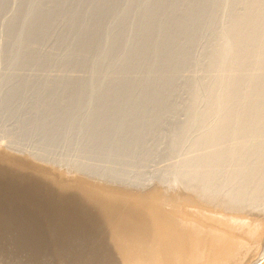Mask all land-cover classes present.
<instances>
[{
  "label": "bare ground",
  "instance_id": "1",
  "mask_svg": "<svg viewBox=\"0 0 264 264\" xmlns=\"http://www.w3.org/2000/svg\"><path fill=\"white\" fill-rule=\"evenodd\" d=\"M0 38L5 192L85 264H264V0H0Z\"/></svg>",
  "mask_w": 264,
  "mask_h": 264
},
{
  "label": "rangeland",
  "instance_id": "2",
  "mask_svg": "<svg viewBox=\"0 0 264 264\" xmlns=\"http://www.w3.org/2000/svg\"><path fill=\"white\" fill-rule=\"evenodd\" d=\"M1 49L4 50V46ZM4 54L6 56L9 53L0 51V73L7 74L9 65L6 64ZM32 65L33 63L28 61L22 69H16L15 73L20 74L19 77H22V75L27 74V71L31 72L29 67ZM42 67H37L35 70L42 73L46 69ZM53 71H58V69ZM24 80H27V78H24ZM44 80V78H35L31 81L41 82ZM36 86L38 87V85ZM122 96L135 97L136 93L127 92ZM10 101L12 112L14 107H19L23 103L26 106L28 104V108L34 103L23 102L18 94H14L5 100L6 103ZM135 113H132L135 117L140 115L138 112ZM25 116L23 112L17 117L5 116L0 120L8 125L6 129L11 130L13 127L15 128L16 121L19 118L23 120ZM164 121H167V119H164ZM4 133L6 132L0 129L1 138ZM0 149L4 150L5 148L0 147ZM53 169L58 170L57 174L63 175V178H70L65 175L64 169ZM149 170L154 171L153 168ZM7 187V181L0 178V264H85L86 260L94 257V241L82 233H75L56 225L51 213H46L48 211L47 207H40V202L43 200L39 196H13L5 192ZM139 193L143 194L144 191H139Z\"/></svg>",
  "mask_w": 264,
  "mask_h": 264
}]
</instances>
